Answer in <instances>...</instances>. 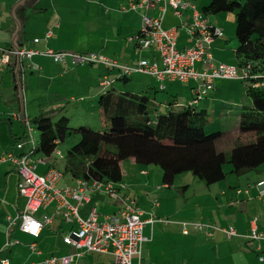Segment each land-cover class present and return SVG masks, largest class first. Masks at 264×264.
<instances>
[{
	"label": "crops",
	"instance_id": "crops-1",
	"mask_svg": "<svg viewBox=\"0 0 264 264\" xmlns=\"http://www.w3.org/2000/svg\"><path fill=\"white\" fill-rule=\"evenodd\" d=\"M189 1L201 10L209 0ZM137 2L139 0H0V47L9 49L17 45L41 50L49 47L58 51L95 53L125 65H136L141 59L157 62L155 53L138 47L132 37L141 28L142 15L158 16L160 4L132 9L131 4ZM190 13L187 10L176 16L171 7H166L162 15L161 27L177 30L178 48L192 44L186 31ZM207 18L222 31L209 46L212 63L235 65L234 15L220 12ZM48 30L51 35L45 39ZM35 38L40 39L38 43L33 41ZM206 67L196 64L198 69ZM104 79L108 84H101ZM18 85L21 86L23 117H20ZM195 85L192 80L158 79L142 73L122 76L117 69L101 64H73L70 59L59 63L44 55L22 59L18 68L17 60L12 59L0 69V261L31 264L49 255H72L73 260L68 264H113L109 253L82 252L77 257L78 249L62 240L76 225L65 223L60 215L54 214L52 204L33 213L39 220L45 215L52 217L37 237L22 232L10 222L24 208L25 199L18 193L14 165L2 161L1 157L7 151L17 154L27 151L30 137L37 142L39 133L34 134L32 127L30 132L26 128L30 117L50 111L53 119L65 115L71 121L76 116L81 119L78 120L81 125L94 128L98 122L101 125L97 100L106 91L144 94L159 112H166L190 103ZM244 89L241 79H215L212 89L195 106L205 109L211 117L217 105L221 106L217 116L228 113L229 117L227 111L232 110L235 120L228 130H234L238 107L245 100ZM75 140L60 143L56 148L60 155L53 152L47 156L44 163L37 165L36 172L42 174L50 167L62 172L64 153ZM17 141L25 142L21 150L15 148ZM122 169L121 180L113 182L118 193L134 199L143 218L157 219L143 227L146 240L142 244L140 264H264L258 259L260 255L264 257V241L251 242L246 238L251 227L264 232V194H260L256 186L264 179V165L241 176L226 167V178L210 185H204L187 172L177 175L168 185L162 181L158 166L140 165L132 160H125ZM75 181L62 172L57 186L74 185ZM91 205L97 208L100 218L118 215L122 208L121 201L99 191L91 195L89 204L81 207V213L85 214ZM197 221L216 228L198 231L189 225L188 233H183L184 222ZM229 226L234 227L237 234L227 238L220 229ZM32 243L36 251L31 248ZM132 262L136 264L137 257L133 256Z\"/></svg>",
	"mask_w": 264,
	"mask_h": 264
},
{
	"label": "trees",
	"instance_id": "trees-1",
	"mask_svg": "<svg viewBox=\"0 0 264 264\" xmlns=\"http://www.w3.org/2000/svg\"><path fill=\"white\" fill-rule=\"evenodd\" d=\"M200 11L234 15L235 65L247 71L241 79L247 102L238 107L234 130L208 131L210 115L195 105L159 112L144 94L109 90L97 100L101 129L71 127L67 116L53 119L50 111L30 117L39 133L33 154L51 156L77 136L63 159L62 172L72 179L118 182L122 163L132 160L158 166L168 185L185 172L210 185L226 178V167L241 176L264 165V87L255 86L264 82V0H209Z\"/></svg>",
	"mask_w": 264,
	"mask_h": 264
},
{
	"label": "built area",
	"instance_id": "built-area-1",
	"mask_svg": "<svg viewBox=\"0 0 264 264\" xmlns=\"http://www.w3.org/2000/svg\"><path fill=\"white\" fill-rule=\"evenodd\" d=\"M158 6L159 15H142V25L139 32L132 37L141 49H151L157 62H149L141 59L136 65L120 64L114 59L95 53H75L72 51H58L46 47L45 49L1 48L0 47V69L7 66L12 59H30L35 55L50 57L55 62L65 63L70 59L75 63L101 64L108 68L117 69L120 75L127 76L132 73L148 74L161 79L168 77L180 82H195L193 99L188 105H195L204 98L212 89L215 79H243L247 71L236 65L225 63H212L213 57L209 46L213 39L222 35L220 28L211 25L206 15L189 0H139L131 4V8ZM166 7H171L176 16H181L184 11L189 10L191 20L186 31L192 38V44L178 48L176 45L177 30L175 28L164 29L161 27L162 15ZM51 31L44 34L48 38ZM131 38V39H132ZM35 38V43L39 42ZM207 65L206 68L198 69L196 64ZM101 84H108L104 79ZM255 86L264 87L263 83ZM26 128L30 132L31 126L26 122ZM25 142L17 141L15 148L21 150ZM29 148L22 153L8 151L2 155V161H9L14 165L18 174L17 189L21 197L25 199L24 208L10 219L12 224L33 237H37L40 229L51 222V216H42L39 220L33 213L39 208L50 204L54 206V214L60 215L65 223H74L76 228L62 236L66 245L78 249L77 257L82 252L109 253L112 255L113 264H134L132 257H137V263H141L142 244L146 238L142 234L145 224L152 225L157 219L154 217L143 218L142 211L138 208L135 200L130 197L121 196L114 187L113 182L93 179L85 181L76 179L74 185L58 187L57 183L62 177V172L54 167L48 168L44 173L36 172L38 164L44 163L45 156L33 154L36 143L32 137L28 139ZM56 155H60L54 150ZM260 194H264V179L256 183ZM104 192L111 199L122 202V208L118 215H105L99 217L97 208L91 205L85 214L80 209L91 201V195L95 192ZM240 192V191H238ZM252 221H255L254 219ZM195 230L216 228L213 225L201 221L183 223V233H188V226ZM227 238L237 234L234 227L220 229ZM249 241H264V232L251 227L246 235ZM34 243L31 248L35 250ZM36 251V250H35ZM259 261L264 262L263 256H258ZM72 255H49L37 263L31 264H68L72 262ZM1 264H7V260H1Z\"/></svg>",
	"mask_w": 264,
	"mask_h": 264
},
{
	"label": "rangeland",
	"instance_id": "rangeland-1",
	"mask_svg": "<svg viewBox=\"0 0 264 264\" xmlns=\"http://www.w3.org/2000/svg\"><path fill=\"white\" fill-rule=\"evenodd\" d=\"M245 98V97H244ZM244 102L246 103L247 102V100H244ZM244 102H242V103H244ZM241 103V104H242ZM220 105H217L216 107H215V110L213 111V117H211L210 116V126L208 125V127L206 128V129H208L209 128V131H213V130H228V129H230L232 126H231V123L235 120V119H233L232 117H233V112H232V110L231 111H227V112H229V117H227V114L226 115H223V116H217L218 115V113H219V110H220ZM55 114V113H54ZM213 118H214V120H213ZM57 119V118H56ZM81 120V119H77V117L75 116L74 117V119H72L70 122H69V125L71 126V127H78V126H80L81 124H83V123H79V121ZM99 123V122H98ZM98 123H96V125H94V128H96L97 127V129H101V127L98 125ZM100 124V123H99ZM88 126H90V125H88ZM220 128H222V129H220ZM38 132H37V130H34V134H37ZM73 138H76V140L78 139L77 138V136H74V137H69V138H67L66 139V141H71ZM76 140L74 141V143L76 142Z\"/></svg>",
	"mask_w": 264,
	"mask_h": 264
},
{
	"label": "water",
	"instance_id": "water-1",
	"mask_svg": "<svg viewBox=\"0 0 264 264\" xmlns=\"http://www.w3.org/2000/svg\"><path fill=\"white\" fill-rule=\"evenodd\" d=\"M13 48L15 50H19V47L17 45H14ZM16 60H17V68H18L19 65H20L21 60L18 58V56L16 57ZM18 92H19V99H20V117H23V114H22V100H21V86L20 85H18Z\"/></svg>",
	"mask_w": 264,
	"mask_h": 264
}]
</instances>
